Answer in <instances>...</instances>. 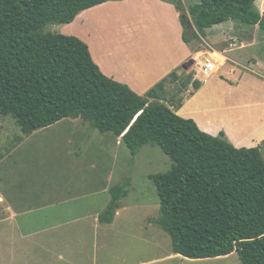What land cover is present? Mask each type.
I'll return each instance as SVG.
<instances>
[{"label":"rangeland","instance_id":"obj_1","mask_svg":"<svg viewBox=\"0 0 264 264\" xmlns=\"http://www.w3.org/2000/svg\"><path fill=\"white\" fill-rule=\"evenodd\" d=\"M181 1L186 11L187 6L201 2ZM255 6L261 12L264 0ZM182 18V12L170 2L124 0L85 11L72 24H49L44 31L79 37L91 48L106 75L120 82L140 79L144 83L140 91L152 90L166 81L164 89L170 97L162 101L170 109L180 110L189 119L196 116L206 130L211 124L214 130L219 125L218 136L224 134L230 143L241 146L240 139L256 128L260 113L264 118V31L228 22L214 27L205 37L199 35L185 42L183 37L191 35L194 27L191 17L189 28ZM210 54L222 59L227 55L230 61L224 58L222 63L217 59L219 73L203 77L198 58L211 57ZM227 63L235 67V76L228 74ZM173 73L178 75L175 84L170 79ZM197 83L202 86L196 91ZM178 92H182L179 100L174 96ZM200 96L199 103L207 105L206 109L195 111V104V108L186 104ZM207 110L218 111L208 115ZM35 135L36 139H45L46 145L31 148V155L12 153L0 163V178L4 176L0 195L6 202L0 203V213L6 215L0 227L2 231L6 228L4 236H0L2 264L8 253L16 256L20 264H95V237L99 234L103 240V234H109L105 226H99L98 221L86 227L70 224L68 234L62 238L65 228L56 226L83 216L94 220L107 208L110 189L128 180L130 185L121 200L124 209L110 234L108 248H99L96 253H116L111 264H242L237 254L207 260L157 261L173 253L171 237L155 223L160 215V199L152 177L169 172L173 166L159 147L145 146L133 157L121 138L94 131L81 119L62 121ZM26 137L30 136L24 135L14 118L0 116V146L4 141L9 145L10 141ZM258 147L264 159V142ZM44 185L47 188L41 190ZM15 201L20 209L14 207ZM8 205L19 214L13 219L12 232V219L7 218L14 213L6 211ZM46 228L50 230L40 236L34 234ZM81 237L85 252L74 253L80 249L77 238Z\"/></svg>","mask_w":264,"mask_h":264},{"label":"trees","instance_id":"obj_2","mask_svg":"<svg viewBox=\"0 0 264 264\" xmlns=\"http://www.w3.org/2000/svg\"><path fill=\"white\" fill-rule=\"evenodd\" d=\"M120 1L0 0V116L14 118L26 136L81 119L94 131L121 138L133 157L145 146L159 147L173 166L152 177L160 199L155 223L171 237L173 253L189 260L237 254L242 264H264L260 148H237L224 134H207L176 114L160 95L166 81L139 96L104 75L81 39L44 31ZM163 1L182 12L188 28L191 17L194 30L185 42L228 22L264 31L259 0H201L187 11L181 0ZM170 79L174 83L178 75ZM129 185L110 189L102 224H112Z\"/></svg>","mask_w":264,"mask_h":264},{"label":"crops","instance_id":"obj_3","mask_svg":"<svg viewBox=\"0 0 264 264\" xmlns=\"http://www.w3.org/2000/svg\"><path fill=\"white\" fill-rule=\"evenodd\" d=\"M260 14L261 15H264V10H262L261 12H260ZM75 37H77V36H75ZM79 38V37H78ZM80 39V38H79ZM85 43V42H84ZM90 48V47H89ZM90 51H91V48H90ZM231 50L229 49V52H230ZM224 52H225V50H224ZM224 52L222 51V53L221 54H224ZM215 53H218L217 51H215ZM91 54H92V51H91ZM196 55H197V53H196ZM224 56V55H223ZM92 57H93V54H92ZM224 58H226L227 59V61H228V63H229V57H227V55H225L224 56ZM223 58V59H224ZM93 59H94V57H93ZM225 59V60H226ZM94 61L96 62V60L94 59ZM185 62V61H184ZM224 62V61H223ZM101 63V62H100ZM226 64V66H227V72H228V74H232L233 76H235V74L233 73V71H235L234 70V68L235 67H232L230 64ZM96 64L99 66V68H100V70H101V67H100V65L96 62ZM232 64V63H231ZM259 66H260V64H258ZM178 70V69H177ZM102 71V70H101ZM178 71H180V69L178 70ZM177 71V72H178ZM102 73L104 74V75H106L103 71H102ZM107 77H109V78H113V77H110V76H108V75H106ZM115 81H117V82H119V83H121V84H125V85H127L133 92H135L136 94H138L139 96H142V97H144V96H146L147 95V93H149L150 91H152V90H142V91H140L139 90V88L140 89H142L143 87H144V83L142 82V80H140V79H138V81H133V82H130V81H126V82H124V81H122V82H120V81H118V80H116L115 78H113ZM140 80V81H139ZM156 83V81L153 83V84H155ZM173 84H175V83H173ZM178 86V85H177ZM175 86H173V88H174ZM169 92V91H168ZM181 93L182 92H178L176 95H174L175 97H177L178 98V100H179V98H180V96H181ZM200 93H202L201 91L199 92V94ZM179 94V95H178ZM263 94H264V90H263ZM161 96H162V99H163V101H165V97L166 96H168L167 95V91H166V89L160 94ZM168 97H170V96H168ZM214 98H217V97H214ZM201 99H202V96H200L197 100H195V101H192V102H190V103H186L190 108H195V107H193V105L195 104L196 105V108H195V111H197V110H199L198 108H203V109H206L207 108V105H201L199 102L201 101ZM262 102L264 101L263 99L261 100ZM168 102V101H167ZM165 103V102H164ZM185 104V102L183 103V105ZM185 104V105H186ZM184 105V106H185ZM216 107V106H215ZM205 111V110H204ZM217 111L218 110H207V112H206V114H208V115H211L210 113H217ZM176 114H178L179 116H181V117H183V118H186L185 117V115L184 114H182V112L180 111V110H177V111H174ZM192 118L194 117L195 118V122L198 124V126L200 127V129L203 131V132H205V133H207V134H210V135H212V136H218L217 134H219V125H217V128H216V130H214L213 129V127H212V124H211V126L209 125V127H210V130H206L205 128H203L200 124H199V122L198 121H201V119H197V117L196 116H191ZM191 118V119H192ZM186 119H189V118H186ZM256 128H253L252 129V131L250 132V133H248V134H246V135H244L243 136V138L242 139H240V140H243V144L241 145V146H237L235 143H233L232 142V144L235 146V147H237V148H256V147H258L261 143H263L264 142V137H262V136H264V118H262V114L260 113V116H258L257 118H256ZM233 125H234V123H233ZM213 131V132H212ZM41 131H38V132H35L34 134H32V135H30V137H26L24 140H21V138L19 139V141H17V140H13V141H10L9 142V145H11L12 147L16 144V146L12 149V147H10L9 148V145H6L5 144V141H4V143H2L1 144V146H0V163H3L4 161H6L10 156H11V154L13 153L14 155H20V153H23L24 155L25 154H30L31 155V153H33L34 152V150L33 149H31V148H37V146H44V145H46V140L45 139H36V133H40ZM260 137H262V139L260 138ZM251 139H253V142H251ZM11 142H15L14 144H11ZM260 143V144H259ZM30 147V148H29ZM3 177L4 176H2L1 175V178H0V182H2L3 181ZM46 186V187H45ZM45 188H47V185H44V188H41V190L42 189H45ZM110 192V191H109ZM0 203H2L3 205H5V199L3 198V196H1L0 195ZM14 207H16V208H19L20 209V206H19V204H17L16 203V201L14 202ZM124 208H123V205L121 206V209L116 213V216H115V218H114V220H113V222H112V224H110V225H107V224H102L101 222H100V216H99V214H98V216H96L95 218H94V220H91V218L89 217V216H83L81 219L80 218H77L76 220H73V221H69V222H65V223H63V224H61V225H59V226H56V227H58V228H62V227H64L65 229H64V231H62V233H61V238H62V236H65V235H67L68 234V232H69V229L67 228L68 226H70V224L71 225H73V224H80V226H91V225H94L95 226V224H97V221L99 222L98 224H99V226H105V230H107L108 232H109V234H103V240H101L100 238H99V234H98V236H97V238L95 237V253H94V263L95 264H99V263H104V264H111L110 263V259H114V258H116V253H96V251H98V249L99 248H105V249H107L108 247H107V243H109L111 240H110V238H112V236L110 235L111 234V232L112 231H114L115 230V226H116V221L118 220V216H119V214L122 212V210H123ZM2 210V208L0 207V211ZM14 209L10 206V205H8V206H6V211L8 212V213H14V214H9V217L7 218V219H12V222H11V229H10V232H12V231H14V225H15V223L13 222V219H15L19 214H17V213H15V211H13ZM6 211H3L4 212V214H5V212ZM5 217H6V215H2L1 213H0V227H3V225H4V223H5ZM98 217V220H96V218ZM80 219V220H79ZM5 227H6V225H5ZM50 230V228H46L45 230H41V231H37L36 233H34L36 236H40V235H42V234H44V233H46V232H48ZM99 230H100V227H99ZM2 231V228H0V232ZM5 231H6V228H4L3 229V231L0 233V236H1V234L4 236V233H5ZM116 231H118V230H116ZM0 239H1V237H0ZM64 239V238H63ZM11 240V239H10ZM77 241H78V246H79V242H80V249H78V250H76L74 253H82V252H85V251H83V248H84V245L82 246V237L80 238V239H78L77 238ZM63 242H65V243H67L66 244V246L68 247V240L67 239H65V240H63ZM98 243V244H97ZM82 247V248H81ZM82 251V252H81ZM10 255V256H9ZM26 258H28V256H26ZM183 257L182 256H180V255H176V254H174V253H170V255L168 256V257H166V258H164L163 260H157V261H166V260H169V261H175V260H181ZM186 259V258H185ZM102 260H103V262H102ZM2 261V260H1ZM106 262V263H105ZM0 264H2V262H0ZM3 264H20L19 262H17V260H16V256H14L13 254H11V253H8V255H6V258L5 259H3ZM139 264H149V262L147 263V262H140Z\"/></svg>","mask_w":264,"mask_h":264},{"label":"built area","instance_id":"obj_4","mask_svg":"<svg viewBox=\"0 0 264 264\" xmlns=\"http://www.w3.org/2000/svg\"><path fill=\"white\" fill-rule=\"evenodd\" d=\"M211 55V54H210ZM200 61V74L203 77L213 74V68L218 65L217 61L214 60L212 57H203L201 59L198 58Z\"/></svg>","mask_w":264,"mask_h":264},{"label":"bare ground","instance_id":"obj_5","mask_svg":"<svg viewBox=\"0 0 264 264\" xmlns=\"http://www.w3.org/2000/svg\"><path fill=\"white\" fill-rule=\"evenodd\" d=\"M211 57L214 59V60H216L217 61V59L219 60V61H221L222 63H223V59H222V57L221 56H212V54H211ZM202 58V56L201 57H199V59H201ZM218 62V61H217ZM220 68H221V65L220 64H218L217 66H215L214 68H213V74L212 75H208V76H206V77H212V76H216L218 73H219V71H220Z\"/></svg>","mask_w":264,"mask_h":264},{"label":"water","instance_id":"obj_6","mask_svg":"<svg viewBox=\"0 0 264 264\" xmlns=\"http://www.w3.org/2000/svg\"><path fill=\"white\" fill-rule=\"evenodd\" d=\"M190 64H194V60H192ZM184 69H187V67L185 66Z\"/></svg>","mask_w":264,"mask_h":264}]
</instances>
